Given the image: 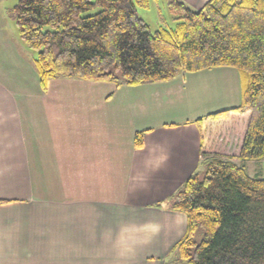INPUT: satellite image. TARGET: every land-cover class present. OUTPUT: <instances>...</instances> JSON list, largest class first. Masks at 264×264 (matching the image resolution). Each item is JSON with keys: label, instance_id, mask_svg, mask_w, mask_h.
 <instances>
[{"label": "crops", "instance_id": "0c3cea01", "mask_svg": "<svg viewBox=\"0 0 264 264\" xmlns=\"http://www.w3.org/2000/svg\"><path fill=\"white\" fill-rule=\"evenodd\" d=\"M180 1L200 10L210 0ZM1 41L0 264H176L187 222L171 200L201 174V116L145 126L167 92L112 107L124 86L103 95L57 77L42 89L35 59L33 72ZM13 59L16 78L5 74Z\"/></svg>", "mask_w": 264, "mask_h": 264}, {"label": "trees", "instance_id": "16d2710c", "mask_svg": "<svg viewBox=\"0 0 264 264\" xmlns=\"http://www.w3.org/2000/svg\"><path fill=\"white\" fill-rule=\"evenodd\" d=\"M148 3L19 0L12 13L20 38L38 52L42 89L57 77L120 87L236 69L240 105L193 122L206 172L188 178L171 200L187 222L172 253L186 264H264V180L234 162L264 159V0H210L200 10L168 0L174 28L155 33L137 13ZM94 7L99 12L86 15ZM142 138L136 134V148Z\"/></svg>", "mask_w": 264, "mask_h": 264}, {"label": "rangeland", "instance_id": "374dc122", "mask_svg": "<svg viewBox=\"0 0 264 264\" xmlns=\"http://www.w3.org/2000/svg\"><path fill=\"white\" fill-rule=\"evenodd\" d=\"M148 1V7L139 6L137 8V13L139 18L150 27V31L155 33L161 28L166 30L174 28V16L169 12L168 0ZM18 2L19 0L0 1V43H2L1 39H6L8 42L7 45L12 47L15 55L22 56L26 65L28 62L32 65L38 52L29 49L20 38L16 21L12 13L13 8ZM97 12H99V8L94 7L86 15H94ZM45 29L48 30L49 28ZM1 47L2 44H0V49ZM6 50L7 48L4 47V51ZM32 66V71L34 72V65ZM5 70L7 71H5V74L11 77H15L17 72L20 71L15 63V59H13V61H5ZM238 74V71L231 67L215 68L213 70H204L198 73L181 74L179 78L177 77L178 79L171 83H149L140 88L129 89L130 91L125 89L129 87L124 86L122 90H120L121 88L117 89L116 93L114 92L115 87L111 83H100L87 80H81L80 83L77 80H73L69 81L68 84L91 87L95 90L99 89L103 95H107L108 92H110L111 95V93L114 92L113 95L105 101L112 107L126 102H134L137 99H144L151 90H156V93L160 95H164L167 92L168 99H165L162 104L156 106L157 112L153 113L149 118H143L142 123H146V126L147 124L154 125L156 123H176L182 121L186 117H203L207 114L209 115V113H216L225 108L229 109L239 106L241 91L239 85L240 77ZM183 76H187L186 81ZM64 80H66V77ZM31 82L32 79L29 78V83ZM190 86H192L191 89L195 91L194 96L190 92ZM234 162L238 163L248 176L264 180V159L258 161L235 160ZM200 172V179L202 180L206 172V165H201ZM198 232L199 233L194 237V241L197 244L201 242L203 237L202 230L200 229ZM176 264L186 263L179 261L176 262Z\"/></svg>", "mask_w": 264, "mask_h": 264}]
</instances>
